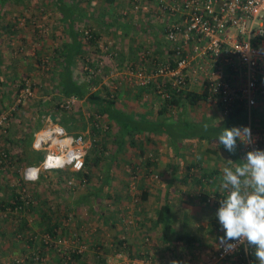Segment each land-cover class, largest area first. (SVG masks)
Returning a JSON list of instances; mask_svg holds the SVG:
<instances>
[{
	"label": "crops",
	"instance_id": "1",
	"mask_svg": "<svg viewBox=\"0 0 264 264\" xmlns=\"http://www.w3.org/2000/svg\"><path fill=\"white\" fill-rule=\"evenodd\" d=\"M77 3L78 0L58 2L60 5L71 8H75ZM89 3L94 4L93 1ZM105 4L109 8L112 6V15L117 12L116 17L121 15L123 7H131L126 0H114L112 5L106 1ZM53 5L57 7L55 3ZM88 5H82L85 7L84 14L79 12L81 14L78 15L75 11L70 19L60 16V23L64 22L63 28L67 34L59 55L62 56L64 53L72 55L71 71L75 80L79 83L86 82L89 86L87 90L93 89L88 90L89 92H96V89L100 87L109 90L110 97L116 100V106L123 108L135 119L170 121L172 113L168 111V107L165 112L159 111L163 100L151 88L137 86L125 68V64H132L139 69H148L151 66V58L145 55L147 49L159 58L167 57L165 50L167 45L161 19L156 20L155 15L150 12L147 13L148 20L146 16L142 17L138 15V12L130 9L131 12L129 11L125 18L127 21L122 22L124 17L121 18L122 21H116ZM76 23L86 25L91 32L95 33L94 42L84 41L82 32L75 27ZM153 23L158 27L156 28ZM69 24L74 33L68 29ZM147 25H149L148 28H146ZM158 29L159 32H157ZM145 32H150L152 35H147ZM106 39L110 40L106 41ZM122 40H124L123 44ZM56 65L54 71L58 79L62 68L59 62H56ZM68 73L67 70L66 74ZM98 92L102 93V90ZM80 101L83 103L87 101L86 96ZM157 103H160L158 107ZM186 107L189 109L185 108V115L193 121L215 124L225 117L222 110L216 106L210 107L208 114L206 113L204 117L192 115L190 110H194L193 105ZM257 107L264 113V102L259 101ZM174 111L176 113L179 110ZM255 129L264 130V126L258 125ZM133 137L134 142H131ZM237 144L235 155L237 154L244 162L246 152L242 149L243 143L238 140ZM125 150L132 154L134 162H139L140 166L143 165L146 170L143 178L138 177L139 182L143 184L139 198L130 199L126 197V192L121 193L119 189L120 196L116 200L121 206L117 210L107 212L108 224H105L103 220L98 224L91 222L89 223L91 232L87 234L88 228H75L74 225L65 222L64 226L59 225L55 229L56 233L53 237L48 236L55 244L58 243V239H61L62 232L65 233L63 239L72 240L70 245L63 246L71 249L67 257L70 264H100L102 259H105L107 264H128V262L142 264L144 261H150L152 264H173V262L205 264L216 252L217 242L224 232L216 218L220 204L207 203L204 197L210 192H216L225 198L226 192L220 187L222 169L234 167L235 164H240L239 161L234 155L230 156L226 151L207 144L204 140L187 138L173 143L172 139L162 132L124 136L122 141L113 146L112 156H115L117 152L121 160L123 159L122 164H125L126 159L123 158ZM261 150H264V142ZM131 160L130 158L127 161ZM228 160L235 164H229ZM84 198L87 199L88 196H84L82 201ZM164 203L170 206V221L174 230L178 233L186 232L195 237V242L191 246L169 244L162 240L156 218ZM181 212L183 215H180ZM188 214L191 216L190 219L187 218ZM124 219L128 224L123 221ZM38 224L34 228L36 233L32 234L30 243V246L36 247L31 250L35 261L28 263L63 264L62 259L52 248L41 249V242L45 238L40 236L42 233L37 229L42 226L41 223ZM78 246H81L79 250H77ZM37 249L38 254L35 252ZM73 252L78 256H72ZM215 264H258V261L253 253L247 255L244 250H241L235 256L219 260Z\"/></svg>",
	"mask_w": 264,
	"mask_h": 264
},
{
	"label": "rangeland",
	"instance_id": "2",
	"mask_svg": "<svg viewBox=\"0 0 264 264\" xmlns=\"http://www.w3.org/2000/svg\"><path fill=\"white\" fill-rule=\"evenodd\" d=\"M92 1L94 4L90 5L89 2ZM105 3V0H78L75 11L78 15L84 14V6L89 4L88 6L103 12L109 19L114 18L117 21L124 17V21H121H127L125 18L131 8L123 7L121 15L116 17L117 12L112 15L113 8H109ZM138 15L147 18V13L144 11L138 12ZM60 16L59 9L53 5V0L0 3V114H7L6 123L0 126V156H3V158L0 157V200L11 203L13 194H18L25 204L21 210H11V206L2 210L0 207V264H29L28 262L35 261L31 250L36 247L30 246V243L32 234L36 233L34 228L40 222L38 216L40 207L52 211V216L56 218L54 221L60 226L68 222L66 224L74 225L75 228H88L86 231L88 234L89 231L91 232L89 223L98 224L103 220L105 224H108L107 212L117 210L121 206L116 200L120 196L119 189L121 193L126 192V197L134 200L139 198L143 187L138 177L145 176L144 166L134 162L128 150L123 152L125 164H122L123 159L121 160L117 152L115 156H112L113 146L120 142L117 126L114 123H108L103 116L98 115L94 105L87 101L83 103L77 98L67 102L68 98L65 97L59 99L60 109H57V112L46 105V103L49 104V100H53L54 103L59 101L57 97L53 99L55 92L52 88L57 81L54 69L57 66V58L62 59L59 55L60 48L64 47L67 34L63 28L64 22L60 23ZM81 24L76 23L75 27L82 32L84 41L89 42L85 32L91 33V30ZM153 24L156 28L158 27L155 23ZM145 33L152 35L150 32ZM109 40L106 39V41ZM123 42L124 40L122 44ZM79 66L81 67V64ZM21 84L24 87H20ZM27 86L31 92L30 95L23 96L19 101L20 95ZM98 90H102V93L106 92V89L101 87L96 89L97 92ZM126 105L128 108V103ZM159 105L160 103H157V107ZM212 106L219 107L224 113L221 106L208 101L193 106L194 110L190 111L195 117H204ZM168 108L173 115L174 106ZM78 111L82 118L76 116ZM51 115L54 116L53 120L50 118ZM72 117L76 118L75 122H72ZM62 118H65L72 132L83 135L88 146L85 155L92 160L96 156L99 158L95 165H92L90 161L86 169L90 174L89 179L77 177L70 168H66L60 171H42L38 181L27 182L23 176L24 169L32 165L37 166L41 162L26 161L24 152L27 149L25 145L28 142L27 136H32L29 148L34 149L33 144L37 134L49 127H62L60 122ZM82 120L86 123L85 129L72 126L74 124L81 126ZM37 124H41L39 130L32 133ZM92 126L97 128L95 132H92ZM254 131L264 130L255 129ZM65 132L66 135H73L68 131ZM128 141L130 142V139ZM131 142H134V137ZM34 150H43L46 155L50 150H56V146L48 140L42 148ZM5 152L7 155L4 154ZM129 157L131 161H127L130 160ZM84 196L88 198H84L82 202L79 201ZM189 214L188 219L191 218ZM180 215H183L182 212ZM123 221L128 224L125 219ZM41 224L45 227L46 222L43 221ZM37 230L42 233L40 236L42 235L48 241H43L47 246L45 250L52 248L62 259L63 264H70L67 257L71 249L63 246L70 245L72 240L63 239L65 233L62 232L61 239H58V243L55 244L46 231L42 232L43 226ZM35 252L38 254V249Z\"/></svg>",
	"mask_w": 264,
	"mask_h": 264
},
{
	"label": "built area",
	"instance_id": "3",
	"mask_svg": "<svg viewBox=\"0 0 264 264\" xmlns=\"http://www.w3.org/2000/svg\"><path fill=\"white\" fill-rule=\"evenodd\" d=\"M127 1L131 5V11L152 12L156 20L161 19L167 45L165 50L168 55L164 59L155 56L150 49L145 51V55L151 58L148 69L125 64L137 86L151 88L164 100L174 96V93L200 91L206 84L207 101L220 104L224 114L236 102H244L248 110L257 106L259 101L264 102V0ZM85 37L90 39L91 33L85 32ZM30 93L28 86L25 87L19 101ZM71 99L76 97L68 98L67 102H71ZM6 119L7 114H0V126L6 123ZM64 136L72 137L67 142L65 152L70 148L72 152L79 154L82 166L76 168V161L73 160L71 165L53 168L51 171L66 168L73 172L82 171L88 148L83 135H66L64 131ZM64 136H58L59 140L64 139ZM252 139V144H242L244 152L262 148L264 131L252 130ZM46 141L48 139L40 143V148ZM55 146L56 150L50 151L60 155L58 146ZM44 158L35 167L41 166ZM29 167L34 165L26 167L23 176ZM42 171L49 170L41 168L40 173ZM220 199H223L222 196L211 193L206 202L219 205ZM241 250L247 255L252 253V248L246 250L241 245L235 252L225 255L218 241L216 252L205 264H215L219 260L235 256ZM142 264L152 262L144 261Z\"/></svg>",
	"mask_w": 264,
	"mask_h": 264
},
{
	"label": "trees",
	"instance_id": "4",
	"mask_svg": "<svg viewBox=\"0 0 264 264\" xmlns=\"http://www.w3.org/2000/svg\"><path fill=\"white\" fill-rule=\"evenodd\" d=\"M5 1H21V0H0V3H4ZM110 5L113 3L114 0H106ZM60 0H53V3L57 5L56 8L59 9V12L61 13L62 17H65L70 19L71 16H73V13L75 12V8L71 7H65L63 4L60 5ZM112 7V6H111ZM110 7V8H111ZM70 25V24H69ZM68 29L73 33L75 32L71 25L68 27ZM94 32H91L90 42H94L95 35ZM77 41V39H75ZM70 53L63 54L61 57L62 59L57 60L60 63L61 66V72L58 75L57 82L52 88V91L55 92V95L53 96V99L56 97L58 100L62 98H70V97H76L77 99H81L84 96H86V100L93 104L96 107V111L98 115L103 116L108 123H114L117 126L118 130V136L120 139L118 141H122V138L124 136H131V135H137L139 133H157L162 132L167 134L171 139L173 143L181 142L184 139L187 138H197L198 140H204L207 144L215 145L217 148H221L224 150L223 146L218 143V135L224 128H232L234 126L241 127V126H250L255 130L258 125L264 126V113L260 111V109L257 106L252 107L250 110H248L244 104V102H236L232 106L229 107L228 111L224 114V118L220 120L217 123H211V122H204V121H193L189 119L185 113V108L187 105L195 106L199 105V103L207 101V85L200 90V91H194V90H186L182 91L181 93L177 94L174 93L171 98L164 99L162 102V107L159 111L165 112L167 107L174 106L176 109V113L172 115L170 121H161V120H143V119H135L132 116H130L123 108L116 106V100L112 99L110 97V92L107 91L105 93H98L96 92H88L87 85L85 83H79L75 80L74 75L71 71V61L72 55H69ZM58 56H56L57 58ZM58 59V58H57ZM67 70L69 71L68 74H66ZM20 87H24L23 84L20 85ZM105 89V88H104ZM176 94V95H175ZM61 98V99H62ZM48 103H46L47 106L51 107L53 111H58L57 109H60V100L54 103L53 100H49ZM54 103V104H53ZM220 106V104H217ZM181 112V114H179ZM76 116L78 118H82L80 112H76ZM187 117V118H186ZM93 118V117H92ZM73 121H76V118H71ZM61 126L65 131H68V133H72L74 136L78 135L76 132H72L70 126H68L65 122V118L60 120ZM85 124L82 120L81 126L79 125H72L73 127H77L80 129H85ZM41 124H37L35 126L36 132L39 130ZM92 132H95L97 128L94 126L91 127ZM26 137V136H25ZM28 142L25 144L26 151L25 159L26 161L30 163H37L41 161L45 156V151L43 150H34L32 148H29V144L31 142L32 136H27ZM225 151V150H224ZM226 153L230 156L233 154H230L226 151ZM7 155V152L4 153ZM237 161L239 163H242L243 160L240 159V157L236 154H234ZM3 158V156H0ZM98 156L93 160L89 159L88 155L84 156V169L79 172H73L77 177H85V179H89L90 174L89 171H87V167L92 162V165H95L98 161ZM58 171V170H56ZM60 171V170H59ZM83 183V180H82ZM215 193L218 196H221L220 194L216 192H210L207 195H205L204 199L206 201L209 194ZM13 198L11 199L14 203H9L5 200H0V207L2 210H4L7 206H11L10 209H18L21 210L23 208L24 200H21L20 195L13 194ZM222 198H224L222 196ZM79 201H82V198L79 199ZM29 202V201H28ZM40 210V211H39ZM39 213V223H42L43 221L46 222L45 227L44 224L41 226L44 227V230L46 233L49 234V236H54L56 233V228L59 227V224L56 223L54 220L55 217L52 216V211L48 209H44L40 207L38 209ZM157 224L160 226V233L161 238L164 242H167L169 244H182L184 246H191L195 242V237L193 235H190L189 233H178L174 230L171 221H170V206L168 203H164L157 214L156 218ZM51 224V225H50ZM39 225V224H37ZM41 242V241H40ZM120 242V241H119ZM47 246L46 244L41 242V249H45ZM38 248V247H37ZM254 252V249H252V253ZM72 256L77 257L78 254L72 253ZM100 264H105L106 260L102 259Z\"/></svg>",
	"mask_w": 264,
	"mask_h": 264
},
{
	"label": "clouds",
	"instance_id": "5",
	"mask_svg": "<svg viewBox=\"0 0 264 264\" xmlns=\"http://www.w3.org/2000/svg\"><path fill=\"white\" fill-rule=\"evenodd\" d=\"M64 136V130L54 129L49 134L52 144L57 145L60 155L51 151L46 153L42 165L29 167L24 173L27 182L39 180L41 168L51 171L53 168H63L76 161L75 167L82 166L79 154L69 148L65 152L70 136ZM218 143L230 154H235L237 141L252 144V130L250 127L234 126L224 128L218 135ZM41 147L39 142L33 144L34 149ZM229 164H235L228 160ZM220 187L226 196L219 200L220 207L216 212L221 230L224 235L219 238V247L225 255L231 254L241 245L254 249L253 255L258 264H264V150L248 151L244 162L234 167L222 169ZM177 264V262H173Z\"/></svg>",
	"mask_w": 264,
	"mask_h": 264
},
{
	"label": "bare ground",
	"instance_id": "6",
	"mask_svg": "<svg viewBox=\"0 0 264 264\" xmlns=\"http://www.w3.org/2000/svg\"><path fill=\"white\" fill-rule=\"evenodd\" d=\"M57 128H59V127H49V128H47V129H45V130L39 132V133L37 134L36 142L41 143V142L44 141V140H47V139L50 140V139H49V134H50V132H51L52 130H54V129H57ZM57 139L59 140L58 137H57ZM51 144H52V143H51ZM52 145H53V144H52Z\"/></svg>",
	"mask_w": 264,
	"mask_h": 264
},
{
	"label": "water",
	"instance_id": "7",
	"mask_svg": "<svg viewBox=\"0 0 264 264\" xmlns=\"http://www.w3.org/2000/svg\"><path fill=\"white\" fill-rule=\"evenodd\" d=\"M50 118H51V120H53V119H54V116H53V115H51V116H50Z\"/></svg>",
	"mask_w": 264,
	"mask_h": 264
}]
</instances>
